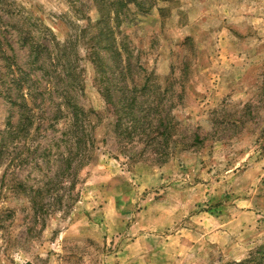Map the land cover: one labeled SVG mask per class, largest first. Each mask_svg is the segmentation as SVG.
Returning <instances> with one entry per match:
<instances>
[{
  "label": "rangeland",
  "instance_id": "374dc122",
  "mask_svg": "<svg viewBox=\"0 0 264 264\" xmlns=\"http://www.w3.org/2000/svg\"><path fill=\"white\" fill-rule=\"evenodd\" d=\"M0 264H264V0H0Z\"/></svg>",
  "mask_w": 264,
  "mask_h": 264
},
{
  "label": "trees",
  "instance_id": "16d2710c",
  "mask_svg": "<svg viewBox=\"0 0 264 264\" xmlns=\"http://www.w3.org/2000/svg\"><path fill=\"white\" fill-rule=\"evenodd\" d=\"M35 57H37V53H36ZM72 111H73V116H74L75 122H76L74 124L77 125L78 122L82 119V116L81 115H83V110L78 105L74 104L72 106ZM21 125L24 126V127L25 126H30L31 125L30 124V117L29 118H26L25 119V123H23Z\"/></svg>",
  "mask_w": 264,
  "mask_h": 264
}]
</instances>
